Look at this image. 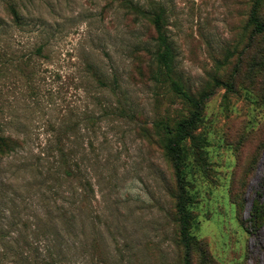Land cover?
I'll list each match as a JSON object with an SVG mask.
<instances>
[{
	"label": "rangeland",
	"instance_id": "1",
	"mask_svg": "<svg viewBox=\"0 0 264 264\" xmlns=\"http://www.w3.org/2000/svg\"><path fill=\"white\" fill-rule=\"evenodd\" d=\"M131 4V5H130ZM264 0H0V264H183L177 183L163 149L193 112L155 61L202 102L182 143L193 264H264Z\"/></svg>",
	"mask_w": 264,
	"mask_h": 264
},
{
	"label": "trees",
	"instance_id": "2",
	"mask_svg": "<svg viewBox=\"0 0 264 264\" xmlns=\"http://www.w3.org/2000/svg\"><path fill=\"white\" fill-rule=\"evenodd\" d=\"M249 22L253 25L252 31L254 33L264 32V22L257 15L256 7L252 10ZM152 23L156 33L155 41L157 43V50L155 53V61L159 71L169 80L173 90L181 95L185 102L193 109L189 117L179 122L175 129H170L163 123L160 124L164 132L163 149L172 163L178 188L175 208L179 222V243L184 252L183 264H193L194 250H200L203 258L206 257V253L204 246L190 233L193 218L187 209V197L183 181L182 143L188 139H193V132L197 129V123L200 118L199 113L202 102L192 98V96L183 91L181 86L171 78L173 54L163 29V13L161 10L153 15ZM23 144L24 142L21 139L11 136H0V158L8 157L15 151L21 149ZM252 211L253 222L260 225L264 221V209L254 203Z\"/></svg>",
	"mask_w": 264,
	"mask_h": 264
}]
</instances>
